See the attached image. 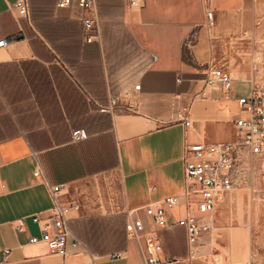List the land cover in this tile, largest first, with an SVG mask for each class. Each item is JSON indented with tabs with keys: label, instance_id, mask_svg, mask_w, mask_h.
<instances>
[{
	"label": "crops",
	"instance_id": "crops-1",
	"mask_svg": "<svg viewBox=\"0 0 264 264\" xmlns=\"http://www.w3.org/2000/svg\"><path fill=\"white\" fill-rule=\"evenodd\" d=\"M18 1L0 0V42L7 41L0 45V264H144L148 254L144 239L127 238L117 258L81 249L64 258L52 254L45 242L30 243L32 237L42 238L30 217H46L52 207L48 186L66 187L62 201L76 204L69 216H80L90 206L81 208L76 202L78 188L87 185L86 176L64 174L56 153H51L57 149L36 148L24 133L28 130L24 115L46 113L48 107L54 123H60L61 115L108 112L111 99L121 108L111 113L110 133L123 210L134 211L143 220L144 236L160 237L162 260L176 258L182 261L178 264H189L185 228L177 225L184 210H167L173 229L160 231L153 221V204L184 189L186 143L230 141L231 125L234 129L240 113L237 102L246 96L245 90L233 86L222 98L215 92L216 82L209 83V73L229 72L230 46L257 30L264 3L142 0L143 8L136 11L129 0H96L100 39L88 43L81 19L89 12L76 5L58 9L57 0H29L28 21L19 15ZM208 3L213 25L207 19ZM217 84L224 93L223 85ZM185 118L192 121L190 127ZM4 120L12 127L3 125ZM10 128L20 132L4 136L2 131ZM77 130L89 138L85 129ZM72 133L70 144H76ZM195 214L200 217L198 211ZM24 217V231L15 232L12 221ZM210 236L203 235L197 247ZM200 252L196 249L195 255Z\"/></svg>",
	"mask_w": 264,
	"mask_h": 264
},
{
	"label": "rangeland",
	"instance_id": "rangeland-1",
	"mask_svg": "<svg viewBox=\"0 0 264 264\" xmlns=\"http://www.w3.org/2000/svg\"><path fill=\"white\" fill-rule=\"evenodd\" d=\"M257 23V30L244 34L229 50L228 73L233 86L245 90V97L253 89H264V18ZM214 82L215 92L222 98L231 94L225 89L222 93L218 81ZM79 110L78 107L76 111ZM48 113L47 107L46 113L24 115L28 127L24 133L39 150L57 149L51 153H56V162L64 174L86 176L83 180L87 185L78 188L76 202L78 205L81 203V208H90L80 216L72 217L70 214L74 232L93 254L121 253L127 241L124 231L126 212L123 210L125 198L110 133L111 113L61 115L60 123H54V115ZM38 122L42 125L41 131H38ZM2 123L12 127L7 120ZM77 129H85L89 138L82 143L70 144L71 133ZM15 132L20 131L14 128L2 131L4 136ZM234 137L235 129L231 125L228 140ZM65 190L66 187L61 185L62 200ZM215 217L217 226L207 234L211 235L210 241L197 247L199 252L204 249L191 258L189 264H264V158L242 161L238 185L220 202Z\"/></svg>",
	"mask_w": 264,
	"mask_h": 264
},
{
	"label": "built area",
	"instance_id": "built-area-1",
	"mask_svg": "<svg viewBox=\"0 0 264 264\" xmlns=\"http://www.w3.org/2000/svg\"><path fill=\"white\" fill-rule=\"evenodd\" d=\"M133 10L143 8L142 0H129ZM76 5L79 9L89 12L88 17L81 19L87 42L100 39V23L97 15L96 0H57L58 9L70 8ZM16 9L19 15L30 21L29 0H19ZM207 19L213 25V11L208 3ZM96 36H92V32ZM7 41L0 42L5 45ZM218 81L224 89L231 93L233 79L231 75L220 69H211L209 83ZM240 113L234 120L235 137L230 141L206 142L185 144L182 157L184 165V189L178 195L165 199L163 203L153 204V221L160 231H171L173 226L168 223L167 210L173 211L182 208L184 217L177 221V225L184 227L189 246V259L195 258V251L201 237L215 230L216 208L230 192L238 185V175L242 161L253 158H264V89H253L248 97L238 100ZM108 112L114 113L121 110L116 99H111ZM185 125L190 127L192 121L184 119ZM74 143L88 139L84 130L72 133ZM40 172L37 171L36 175ZM52 199V207L47 211L46 217L36 214L30 217L37 224L42 233V238L32 237L30 243L45 242L54 255L68 257L72 250L81 249L88 252L70 226L69 212L71 208L61 199V185L48 186ZM198 211L199 216H196ZM27 218L12 221L11 226L15 232H22L26 227ZM145 234L143 220L136 216L134 211L126 212V235L129 240L140 242L145 240L147 256L144 264H178L182 261L174 258L162 260L163 244L156 234ZM9 250H6L7 253ZM120 257V254L113 258Z\"/></svg>",
	"mask_w": 264,
	"mask_h": 264
},
{
	"label": "bare ground",
	"instance_id": "bare-ground-1",
	"mask_svg": "<svg viewBox=\"0 0 264 264\" xmlns=\"http://www.w3.org/2000/svg\"><path fill=\"white\" fill-rule=\"evenodd\" d=\"M196 249H197V247H196Z\"/></svg>",
	"mask_w": 264,
	"mask_h": 264
}]
</instances>
